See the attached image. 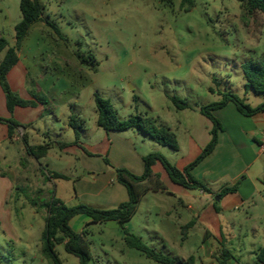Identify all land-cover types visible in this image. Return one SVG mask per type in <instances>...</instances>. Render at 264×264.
I'll list each match as a JSON object with an SVG mask.
<instances>
[{
  "label": "rangeland",
  "instance_id": "rangeland-1",
  "mask_svg": "<svg viewBox=\"0 0 264 264\" xmlns=\"http://www.w3.org/2000/svg\"><path fill=\"white\" fill-rule=\"evenodd\" d=\"M191 1L193 6L183 5V0H40L42 20L31 28L20 50L21 64L27 69L23 92L43 105L52 128L56 112L71 108L77 123L82 124L80 137L89 152L102 153L109 139L96 124V94L112 101L121 120L149 116L180 139H211L213 123L200 112L201 107L221 100L211 88L234 93L251 107L264 103V94L246 91L242 68L246 59L264 52V17L260 27L249 22L248 29V18L237 0ZM20 3L0 0V38L11 46L15 26L22 19ZM5 53L0 54V63ZM173 96L187 101L190 108L178 110L171 101ZM132 131L118 134L143 139L141 132ZM62 136L63 140L75 138L74 131ZM17 145L23 147V143L7 144V159L0 158V174L5 173L0 177V264H38L41 258L48 264L37 247L46 228L49 198H61L68 206L90 204L74 196L73 181L50 182V174L84 175L86 163L79 161L74 167L56 158L57 150L47 159L30 160L25 151L19 153ZM138 145L145 152L154 150L141 141ZM164 149L172 160V148ZM104 154L101 163L116 173L118 168ZM23 159L26 165H21ZM5 195L7 201L3 202ZM246 210L235 211L230 226L223 221L224 246L244 264H255L248 251L253 242L257 250L264 247V200L257 196V206ZM144 211L146 208L135 214L125 228L115 222L86 226L94 259L100 264H123L122 259L130 257L121 252L127 227L129 233L138 232L148 221L155 226L158 222L157 215L148 217ZM81 224L74 222L72 229L84 228ZM141 234L147 245L160 250L154 234ZM202 236L192 232L186 249L197 251ZM131 252L146 264H155L140 252ZM57 253L64 264L80 263L62 245ZM184 256L188 255H180ZM188 261L183 263H191Z\"/></svg>",
  "mask_w": 264,
  "mask_h": 264
},
{
  "label": "crops",
  "instance_id": "crops-1",
  "mask_svg": "<svg viewBox=\"0 0 264 264\" xmlns=\"http://www.w3.org/2000/svg\"><path fill=\"white\" fill-rule=\"evenodd\" d=\"M26 76L27 69L25 65L21 64V55L19 53V62L10 71L8 80L12 89L24 100L34 101L30 94L22 90L25 86ZM245 89L246 91L252 90L247 89L246 85ZM215 91L216 93L213 94L219 95L218 91ZM252 92L254 91L252 90ZM0 100L2 111L0 118L9 119L13 117L19 124L15 129L14 138L10 139L8 125L0 122V158L7 159L5 149L7 148V144L13 143H23V147L17 145L19 146L18 151L19 153L25 151L27 154L23 136H25L28 144L31 146L51 143L53 145L52 148L49 150L47 156L42 159L49 158L52 156V152L57 150L58 153H56L55 157L59 160L70 162L74 167L79 161L86 163L84 175L64 172L53 173L69 177V180L65 181L74 182V196L78 200L81 199L89 202L90 204L88 205L101 209H112L128 201L127 189L117 182L116 173L101 163V156L104 153L108 155L115 168L127 169L136 175L144 173L145 165L143 157L148 153L159 152L168 159L167 154L163 151L164 148L168 147L158 144L150 136L149 138L151 139H146L147 137L145 136L148 135L142 132L143 135L141 136L143 137L141 138L143 139H138L140 135H136L133 138L132 136L127 137L118 134V132H109L107 133L109 139H107L106 148L104 147L102 150L103 154L100 152H89L83 145L81 137L77 139L75 131L70 126V118L71 116H75L71 108L67 107L61 113L56 112L57 116L52 119V122H54V127L52 128L51 123H48L47 117L44 116L43 105L37 104L36 107L17 106L13 114H11L7 109L6 97L1 87ZM260 104H257V106ZM214 115L222 126V130L218 133V143L213 152L192 172L196 179L202 180L208 185L210 192L199 190L197 193H194L175 184L171 181L162 163L157 162L152 169L154 174L159 176L164 190H149L142 198L137 213L146 208V211H144L146 215L148 217L157 215L158 222L155 226L153 225L155 222L151 224V221H148L143 225L145 226L143 230H138V232L132 230L131 232L132 234L137 233L142 240L144 237L141 233L154 234L159 239L161 248H159L160 250L155 247L153 248L169 256L174 260L175 264H184L183 262L190 257H193V260L189 264H218L215 256L219 255L223 249H227L224 246L226 239L222 233L223 221L227 226L232 225L234 223L232 214L235 211H239L241 208H246L247 210L255 208L257 206V196H261L264 200V112L253 117H247L241 114L236 105L231 102L225 108L215 111ZM80 119L84 122V119ZM72 130L74 131L75 138L63 140L62 133L65 132L68 135L70 132H73ZM132 132L135 133L136 130ZM18 134H22V136L18 137ZM176 137L178 150L172 149V155L170 156L172 160L169 161L180 170L185 169L186 166L192 163L211 140L193 139L192 137L180 139L177 134ZM76 141L78 145L75 144ZM140 141L147 144L149 149L153 148L154 150L145 152L144 148L142 149L138 145ZM60 143L69 144V146L61 147ZM184 144L187 145V148H184ZM32 159L34 158L31 157L30 160ZM26 163V159L21 161V165H26ZM75 170L77 171V169ZM4 175L5 173L2 171L0 177L3 178ZM55 180L63 179H53L50 176V182ZM236 184H238L236 192L220 197L218 201L215 200L224 187H232ZM5 193H7V190ZM59 199L62 200L61 198ZM50 200L51 198H49L48 202ZM6 201L7 197L5 195L3 202ZM33 201L35 200H31L32 204ZM78 220L82 223L81 225H86L90 222L88 216L81 214L71 220V227ZM191 222H194V226L188 230L187 236L183 239L182 227ZM158 224H161V226ZM118 225L121 228L124 227L120 224ZM81 227L76 232L79 233L84 229ZM127 231H130L128 227ZM195 231L203 234L202 244L197 251L194 249H189L188 251L186 249V241L190 239L192 232ZM179 234L181 236H178ZM122 240L125 244V249L121 251L123 257L124 254L130 255V257L122 259L123 264H146L145 261L132 256L131 250L133 249L127 247L125 236ZM102 245L103 247L105 246L104 243ZM41 249L42 242L37 247L38 254H41ZM256 251L257 243L253 242L248 252L249 259L251 261L254 260L255 264H257ZM115 253L118 254L116 251ZM122 255H119V257ZM180 255L188 256L181 258ZM37 259L39 258L37 257ZM236 259L241 261V259L234 257L229 260V264H234ZM94 261L96 264H100L96 259ZM38 264H46V262L41 258Z\"/></svg>",
  "mask_w": 264,
  "mask_h": 264
},
{
  "label": "trees",
  "instance_id": "trees-1",
  "mask_svg": "<svg viewBox=\"0 0 264 264\" xmlns=\"http://www.w3.org/2000/svg\"><path fill=\"white\" fill-rule=\"evenodd\" d=\"M241 3V7L248 18L246 26L250 29L249 22H255L257 27L261 25L260 19L264 17V0H237ZM190 3L193 6V1L183 0V5ZM20 9L22 12L21 21L15 26V43L10 45L9 41L0 38V54L6 52L3 60L0 63V87L6 97V104L8 111L13 114L17 106L20 107H36L35 101H28L22 99L17 93L11 90L8 75L10 71L19 62V53L22 44L28 37L31 28L42 20L43 6L40 0H21ZM56 30V29H55ZM56 32H58L56 30ZM80 59V55H78ZM81 63H86L85 60H80ZM244 78L246 80V88L252 89L255 94H264V52L257 57L246 59L242 65ZM210 92L216 93L214 88ZM221 100L213 102L209 105L203 106L200 112L213 123L211 131V140L203 149L202 153L185 169L180 170L172 164L165 156L159 152H152L143 157L145 171L142 175H136L127 169H116L117 182L123 185L128 192V201L120 204L116 208L101 209L87 204H79L76 206H68L59 198L53 197L45 204L46 208V228L41 238L42 249L41 255L49 264H64L59 254L57 247L64 246L67 253L74 255L80 261L79 264H96L91 251V245L87 240L88 230L86 226L91 224H101L109 221H115L121 226L129 222L137 213L139 204L142 198L149 190L158 191L164 190L163 184L158 175L153 172V166L160 162L167 171L170 179L175 184L184 187L187 190H202L210 192L208 185L196 179L193 176V170L215 149L218 143V133L222 130L220 121L214 115V112L225 108L228 103H234L238 111L247 117H253L259 113L264 112V103L251 107L245 102V99L238 95L218 91ZM171 101L178 110H186L190 108L187 101L173 96ZM41 103H45L43 100ZM95 106L97 111V126L109 132H122L126 130H137L150 136L155 142L162 146H167L173 150H178V142L176 134L165 126L158 123V120L149 116L135 115L127 119L121 120L118 117V112L110 99L104 98L99 94L95 95ZM75 116L70 118V126L76 133L77 139L80 137V130L83 129L82 124H78ZM0 122L6 123L9 127V138H14L15 129L19 124L13 119L0 118ZM83 122V121H82ZM24 145L27 154L36 160H40L47 156L49 150L52 148L51 143H46L39 146H31L27 139L23 136ZM75 144L78 145L76 141ZM61 147H68L69 144L60 143ZM108 162V161H107ZM53 179L69 180V177L59 174H50ZM238 184L232 187L223 188L219 194L223 197L229 193L237 191ZM34 204V201H33ZM84 214L90 218L81 232H75L70 222L78 216ZM194 226V222L182 227L183 239L187 236V232ZM125 242L127 247L140 252L146 258L153 260L159 264H175L174 260L163 252L157 251L155 248L147 245L139 236L129 233L125 230ZM255 256L257 262L264 264V247H260ZM234 258L232 254L223 249L219 255L215 256L218 264H229V260ZM193 257L189 258L188 262H192ZM234 264H244L236 259Z\"/></svg>",
  "mask_w": 264,
  "mask_h": 264
},
{
  "label": "water",
  "instance_id": "water-1",
  "mask_svg": "<svg viewBox=\"0 0 264 264\" xmlns=\"http://www.w3.org/2000/svg\"><path fill=\"white\" fill-rule=\"evenodd\" d=\"M219 199H220V197H217V198H216V200H219Z\"/></svg>",
  "mask_w": 264,
  "mask_h": 264
},
{
  "label": "built area",
  "instance_id": "built-area-1",
  "mask_svg": "<svg viewBox=\"0 0 264 264\" xmlns=\"http://www.w3.org/2000/svg\"><path fill=\"white\" fill-rule=\"evenodd\" d=\"M19 136H22V134H18V137H19Z\"/></svg>",
  "mask_w": 264,
  "mask_h": 264
}]
</instances>
